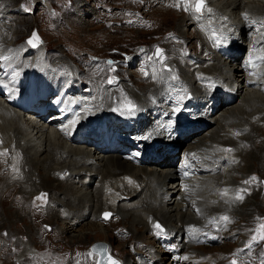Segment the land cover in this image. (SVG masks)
Masks as SVG:
<instances>
[{"label": "bare ground", "instance_id": "6f19581e", "mask_svg": "<svg viewBox=\"0 0 264 264\" xmlns=\"http://www.w3.org/2000/svg\"><path fill=\"white\" fill-rule=\"evenodd\" d=\"M144 1L153 6L159 0ZM184 1L189 2L171 4L183 12L187 4L188 12L174 19L178 36L164 43L170 53L167 61L160 54L157 58L165 62L154 59L145 68L136 67L127 73L131 80L123 76L114 88L92 81L89 90L78 78L86 72L70 68L57 73L66 61L51 65L49 56L34 51L30 38L26 46L19 45L16 23L6 21L22 13L0 0V162L7 165L0 164L13 166L6 178L0 177V227H19L33 192L47 191L48 205L37 208L44 211L29 214H45L51 225L61 221L62 234L86 222L72 242L83 245L100 236L99 217L109 212L117 217L122 237H131L133 231L141 235L132 246L143 258L131 264H160L161 254L150 252L155 243L171 258L178 255L171 264H233L225 257L231 250L224 244L236 237L246 241L235 232L242 230L237 218L249 222L251 212L259 208L258 202L252 204L243 180L247 178L250 186L253 173L264 169V0H204L200 12L192 10L196 0ZM166 5L157 9H172ZM244 46L249 53L237 56ZM187 50L193 52L181 55ZM143 53L131 55V60ZM59 79H70L69 94L75 99L71 121L47 124L22 114L19 108L25 102L31 110L42 111V83ZM17 89L19 102L12 98ZM186 93L192 95L184 104L190 120L178 122L177 109L169 106L179 107ZM129 102L135 106L131 112ZM247 140L253 142L252 149ZM137 152L142 156L135 164L131 157ZM10 153L13 158L8 160ZM234 172L241 178L232 177ZM215 243L222 247L208 246ZM103 244L105 254L120 264ZM91 247L88 255L96 264L98 254ZM238 255L242 262L247 258Z\"/></svg>", "mask_w": 264, "mask_h": 264}, {"label": "rangeland", "instance_id": "374dc122", "mask_svg": "<svg viewBox=\"0 0 264 264\" xmlns=\"http://www.w3.org/2000/svg\"><path fill=\"white\" fill-rule=\"evenodd\" d=\"M7 1L9 3H7ZM7 1L1 0V2L10 5V7L7 6L8 8L15 7L22 13L18 17L14 15L17 18L15 20L13 18L12 20L14 21H6V24L9 25L13 22L16 23V29L18 31L16 37L19 38L17 41L19 45L26 46L27 40L32 37L33 33H35L38 37V43L34 47V51L41 56H49V63L51 62V65L60 60L66 61V65L63 66L62 64V67H60L62 70L59 69L58 71H64L66 69L65 71L68 72L70 68H77L78 71L81 70V72H86L87 75L83 77L78 76V78L83 82L82 88L85 87L84 83H86L89 90L93 87L91 85L94 81L98 86L101 85L104 88H114V85L117 86V84L121 82L123 76H125L126 79L129 77L128 79L131 80L133 77H130L127 73H134L136 67L145 68V66H148L147 64L153 62L154 59V62L156 61V63H160V61L163 62L165 58L167 61L169 57L168 54L170 53L164 47V43L175 39L174 36L177 33H175L174 19H178L179 15L186 16L184 13L188 12L186 9L187 4H185L186 8H183L184 12L182 10L179 11L178 8H173L171 4L174 1L189 2L184 0H159L154 1L152 6L150 2L144 0ZM165 3H168L169 6L171 5V7L167 8H172V11L166 9L163 12H160V10L157 9L161 7L160 9L163 10L162 5H165ZM188 8L190 7L188 6ZM187 32L189 36L193 35L191 29H187ZM179 42L183 43L184 39H180ZM186 45H184V49L186 48ZM137 49H145L146 54L142 52L144 54L143 57L141 56L142 53H140V58H135L133 60L130 59L126 64L122 63L121 60L123 59V54L134 56L139 52ZM157 49L160 50L161 56H165V58L158 59L159 55H157ZM191 52H193V50H187L185 52L181 51V55L187 57ZM89 56L102 58L104 61L93 62ZM111 61L112 63L110 64ZM178 63L179 66L184 67V63L179 61ZM144 71L143 75H145ZM109 81L112 82L110 83ZM139 82L143 83V81L138 80V83ZM130 83L134 85L132 82H128V84ZM256 109L262 108L257 107ZM243 145H245V143ZM240 146L242 147V145ZM247 146L252 149L253 142L250 141L249 143L247 140ZM6 156H10L8 160L13 158L12 153ZM22 160L23 157L21 156L20 161ZM0 163L2 165L4 164L3 159ZM1 164L0 177L6 178L7 173L13 171V166L3 168ZM13 174L16 177L18 176L19 179L21 178L17 171L13 172ZM240 174L241 173L239 172H234L232 173V177L240 179ZM253 174L255 177L252 179V187L251 185H248L247 178L243 180V184L247 186V188L244 187V190L247 193L249 192L252 204L258 202L259 208H256V211L251 212L252 215L249 222H241V219L237 218L238 228L241 227L240 229L242 230L235 231L232 229V231L239 232V236L243 234L244 237H246V241H243V243L240 240V237H236V239L231 238L228 242H225L224 245L226 250H228V248L231 250L225 254L228 262L235 261L239 264L243 260L238 257V254H242V256H247L244 260L245 263L249 262L250 264H257L254 260L256 259L258 264H264V251L262 250L264 240L259 239L258 232L259 226L264 224V169H259ZM20 180H22V178ZM250 188H252V192H250ZM35 191L37 192H33L34 194H32L33 197L35 196V199L33 198L29 203V206L27 205L25 207L23 212L24 218L22 217L23 221H21L22 223L20 222L19 227L15 224L14 226H7V228L3 226L0 227V235L2 236V238L0 236V264H93L91 257L88 255V251L91 253L90 247L95 242H103L109 245L108 248H110L109 252L111 256L116 258L120 264H123L122 260L131 264L135 259L142 257L139 251L132 246V242L136 241L137 238L139 239L141 235H137V233L133 231L131 237H124L126 234H123L124 236L122 237V235L119 234L120 226L117 221L118 219L111 213L107 219L104 218L105 212L101 213L99 221H101L102 230L100 229V233H98L100 236H97L95 240L91 237L88 242L83 245L78 244L77 242H72L71 238L77 234L78 229L86 224V222L84 224L81 223L76 231L62 234L59 232L61 221H57L56 224L53 223L51 225L47 222L49 219L46 218L45 214L41 216H31L29 211H33L34 213L43 212V209L38 210L37 208L41 204L47 206L50 198L47 191ZM41 194L46 196V198L38 200L37 197L41 196ZM33 204L35 205L33 206ZM90 218L91 217L87 219L88 222ZM115 221L118 223L114 224ZM86 232L88 234L91 233L92 235L96 233L92 230H87ZM127 233L128 235H131V233ZM254 236L257 237L256 240L253 239ZM117 237L121 238L122 242H118ZM208 246L221 248L222 244L215 243L209 244ZM159 249L161 251H158ZM150 252L154 255L161 254L160 256L164 259H162L160 264H168L169 262L171 264L178 261V255L174 257V260L171 258V253H163L162 247L161 245H158V243L150 246ZM132 254L134 255V258ZM224 259L225 258H223V260ZM82 261L84 262L82 263ZM244 262L241 264H245Z\"/></svg>", "mask_w": 264, "mask_h": 264}, {"label": "snow or ice", "instance_id": "6c2138e0", "mask_svg": "<svg viewBox=\"0 0 264 264\" xmlns=\"http://www.w3.org/2000/svg\"><path fill=\"white\" fill-rule=\"evenodd\" d=\"M204 6H205L204 5V0H196L195 5H194L195 11L200 12L204 8ZM28 43L31 44L33 47L36 46V44L38 43V37L36 36L35 33H33L32 37L29 39ZM157 55H160V50L159 49H157ZM109 82L111 83L112 81H109ZM134 107L135 106L132 105L129 102L128 111L131 112L132 110H134ZM72 123L75 124L76 122L73 121ZM43 198H44L43 194H41V196L37 197L38 200L43 199ZM240 199H242V197H240ZM109 216H110V213H107V212L104 213V218L105 219H107ZM222 219L225 220V221H228L229 218L227 216H224V217H222ZM155 227L160 229L161 232L163 231V229L160 228L159 224L155 225ZM258 232H259V239L260 240H264V224H261L259 226ZM256 238H257L256 236L253 237V239H256ZM109 264H116V261H113V260L109 259ZM233 264H235V261L233 262Z\"/></svg>", "mask_w": 264, "mask_h": 264}, {"label": "water", "instance_id": "95a60500", "mask_svg": "<svg viewBox=\"0 0 264 264\" xmlns=\"http://www.w3.org/2000/svg\"><path fill=\"white\" fill-rule=\"evenodd\" d=\"M91 248L93 252L98 254L96 264H106V263L109 264V259L113 260L112 258H109V256L105 254V252L103 251L104 249L100 246V243L94 244V246H92ZM263 249H264V245H263Z\"/></svg>", "mask_w": 264, "mask_h": 264}]
</instances>
